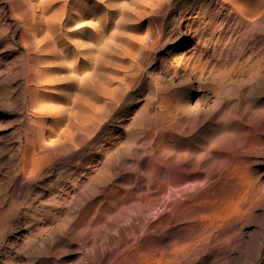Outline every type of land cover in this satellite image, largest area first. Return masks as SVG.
Segmentation results:
<instances>
[{
	"label": "rangeland",
	"instance_id": "rangeland-1",
	"mask_svg": "<svg viewBox=\"0 0 264 264\" xmlns=\"http://www.w3.org/2000/svg\"><path fill=\"white\" fill-rule=\"evenodd\" d=\"M47 1L24 0L20 6L0 0V264H104L97 251L111 254L112 264H126L116 262L117 255L125 254L119 234L130 236L136 218L146 233L167 212L158 208L141 214L150 196L146 190L141 198L125 199L139 187V178L149 176L143 167L149 159L144 140L154 116L163 115L160 101L170 97L187 127L214 128L227 111L222 106L239 92L250 104H257L253 112L259 113L264 97V15H245L233 0H160L154 10L144 9L127 31L143 38L154 23L160 34L145 44L149 49L138 58V45H128L125 64L123 68L118 64L122 70L117 68L120 73L134 71L138 80L117 96L114 106L101 109L89 141L76 151L58 148L36 174L25 175L21 163L24 151L34 146L32 127L43 121L42 133L49 140L57 137L55 129L51 131L53 119H40L37 100L58 91L33 86L36 48L21 39L22 28L30 29L40 18L46 22L38 28L42 39L50 19L62 16L63 0L45 8ZM251 1L261 5L264 14V0ZM73 28L65 33H74ZM79 33L78 29L76 38ZM74 37L70 36V46L60 45L69 53L68 64L78 54ZM132 47L137 48L133 53ZM199 61L224 66L213 91L211 86L201 88L191 69ZM238 62L245 68H233ZM258 130L264 131V120L250 129L248 145L254 135L264 139V132L257 134ZM254 151L258 155L253 161H260L254 167L264 180V150ZM148 185L145 182V189ZM113 186L125 191L118 202L109 199ZM252 213L239 217L240 237L234 245L222 244V238L211 240L186 253L180 264H264V200ZM110 236L117 237L116 242L111 243Z\"/></svg>",
	"mask_w": 264,
	"mask_h": 264
},
{
	"label": "bare ground",
	"instance_id": "bare-ground-1",
	"mask_svg": "<svg viewBox=\"0 0 264 264\" xmlns=\"http://www.w3.org/2000/svg\"><path fill=\"white\" fill-rule=\"evenodd\" d=\"M9 1L20 6L24 3V0ZM55 1L48 0L45 2L48 6L44 7L52 6ZM156 1L160 2L63 0L62 16L50 19L51 22L47 23L50 28L44 31L42 39L38 37V28L46 23L44 19L40 18L37 24L33 22L30 29L22 28V41L36 48L38 65L33 69V86L41 91L44 88L58 91L50 98L37 100L40 119L45 116L53 119L51 131L55 129L57 137L49 140L50 136L42 133L45 128L43 121L32 127L34 146L24 151L21 163L25 175L36 174L44 159L58 148L76 151L79 144L89 141L96 130V116L101 109L114 106L117 96L138 80L139 74L134 71L120 73L117 68L121 69L125 64L128 45H138L139 50L135 53V58H138L149 49L147 42L149 44L155 34H160L154 23L143 38L127 31L142 17L144 9L152 7L154 10ZM233 2L243 7L245 15H264L261 5L255 1ZM71 26L75 32L65 33ZM78 29L80 37L76 38ZM71 35L75 36L71 41L78 54L68 64L69 53L62 51L60 45L68 43L70 46ZM84 35L90 42H85ZM134 49L137 48L132 47V53ZM220 63L217 67L211 61L203 65L201 61L193 64L191 69L196 71L201 88L211 86L213 91L215 81L223 77L224 66L221 67ZM248 63L247 58L245 64ZM245 64L238 62L233 68H245ZM114 83L118 86L114 87ZM241 94L239 92L222 106L227 111L214 128L184 126V118L180 116L177 105L170 97L162 98L158 108L163 115L154 116L151 130L144 140L149 159L143 167L146 166L149 176L139 178V187L125 199L141 198L146 190L150 196L141 214L158 208L167 209V212L146 233L141 228V219H133L131 235L122 232L118 236L125 254L120 258L117 255L116 262L180 264L186 253L204 247L211 240L222 238L221 243L227 246L236 243L240 237L239 217L252 216L255 205L264 200L262 173L254 167L260 161H253L258 155L254 150H264V139L254 135L250 145L247 141L252 126L260 125L264 120V97L260 98L261 111L255 113L257 104H250ZM38 97L42 94L38 93ZM244 105L245 110L237 113ZM261 132L264 131L256 133ZM242 149V153H237ZM44 153L48 155L40 156ZM145 182L149 183L148 189H145ZM124 192L119 186H113L109 190V199L118 202ZM116 240L115 236L109 237L111 243ZM97 255L104 264H112L111 254L103 255L97 251Z\"/></svg>",
	"mask_w": 264,
	"mask_h": 264
}]
</instances>
